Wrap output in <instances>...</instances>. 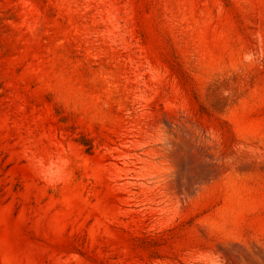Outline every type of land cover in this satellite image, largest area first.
Segmentation results:
<instances>
[{"label":"rangeland","instance_id":"obj_1","mask_svg":"<svg viewBox=\"0 0 264 264\" xmlns=\"http://www.w3.org/2000/svg\"><path fill=\"white\" fill-rule=\"evenodd\" d=\"M0 264H264V0H0Z\"/></svg>","mask_w":264,"mask_h":264}]
</instances>
